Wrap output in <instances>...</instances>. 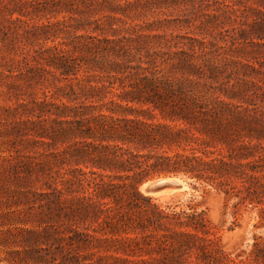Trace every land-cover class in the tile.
<instances>
[{"label":"rangeland","instance_id":"obj_1","mask_svg":"<svg viewBox=\"0 0 264 264\" xmlns=\"http://www.w3.org/2000/svg\"><path fill=\"white\" fill-rule=\"evenodd\" d=\"M55 51L74 69L68 67L67 73L59 63L48 61ZM261 63L264 0H59L57 6L53 0H0V238L7 229L23 228L22 222H30L39 204L54 196L44 179L29 175L28 167L37 169L53 160L56 152L72 142H52L27 133L30 125L17 126L18 116L13 118L9 109L45 96L69 104L70 99H56L62 92L55 86L67 91L73 85L82 96L78 90L82 78L91 86L108 87L104 102L116 99L110 88L120 93L122 83L147 84L149 79L157 84H182L203 96L204 102L216 105L212 148L216 154H226L234 131L246 126L236 116L224 114L222 102L234 109H253L248 121L263 124L260 109L249 104L264 105V91L255 86H264V69L252 73L247 68L259 69ZM255 94L259 99H254ZM82 101L71 100V104ZM156 114L157 121L169 122ZM27 118L31 116L23 114L22 119ZM46 125L50 128L51 122ZM12 128L19 130L18 135ZM157 178L179 179L185 188L165 200L143 194L141 184ZM220 182L235 187L230 200L217 182L208 185L183 175L142 180L137 191L151 198L159 210L171 206L176 211H204L216 231L219 249L230 259L239 256L237 262L246 261L251 252L264 250L260 214L264 205L237 206L235 196L246 194L239 182L227 177ZM3 256L0 250V259Z\"/></svg>","mask_w":264,"mask_h":264},{"label":"trees","instance_id":"obj_2","mask_svg":"<svg viewBox=\"0 0 264 264\" xmlns=\"http://www.w3.org/2000/svg\"><path fill=\"white\" fill-rule=\"evenodd\" d=\"M58 2L53 0L55 6ZM60 55L55 51L47 60L59 63L67 73L74 69ZM247 68L260 73L264 64L259 69ZM83 79V85H78L82 96L73 85L67 91L55 86L62 92L56 99H70L69 104L45 96L41 101L18 104L21 112L12 108L7 112L13 118L18 116L17 126L30 125L27 133L52 142H72L56 152L53 160L37 169L28 167L29 175L44 179L54 196L39 204L30 222H22L23 228L7 229L0 238L4 253L0 262L264 264V250L251 252L246 261L238 262L239 256L230 259L223 253L204 211H176L171 206L167 211L159 210L151 198L137 191L142 180L183 175L208 185L217 182L219 191L230 200L235 187L220 182L227 177L236 179L246 193L235 196L237 206L264 205V105L249 104L261 111L259 122L263 124L259 126L248 121L253 109H234L222 102L223 113L236 116L246 127L234 131L226 154H216L212 148L216 105L204 102L193 88L147 79V84L122 83L120 93L111 87L116 99L104 102L110 93L106 92L108 87L96 84L95 88ZM255 86L264 91V86ZM147 94L150 96L144 98ZM255 98L259 96L255 94ZM71 100L83 101L72 105ZM157 112L169 122L157 121ZM23 114L31 118L23 120ZM41 116H45L44 121ZM12 130L18 135V129ZM260 214L264 219V208ZM27 223L32 226L26 227Z\"/></svg>","mask_w":264,"mask_h":264},{"label":"water","instance_id":"obj_3","mask_svg":"<svg viewBox=\"0 0 264 264\" xmlns=\"http://www.w3.org/2000/svg\"><path fill=\"white\" fill-rule=\"evenodd\" d=\"M173 180H177V179H172V178L151 179V180H147V181L143 182L141 184V187L145 193L152 194V193L158 192L159 190H161L167 186H173V184L175 182ZM175 187H177V186H175Z\"/></svg>","mask_w":264,"mask_h":264},{"label":"bare ground","instance_id":"obj_4","mask_svg":"<svg viewBox=\"0 0 264 264\" xmlns=\"http://www.w3.org/2000/svg\"><path fill=\"white\" fill-rule=\"evenodd\" d=\"M173 181H175L173 186H167V187L159 190L156 193H152V194L145 193L143 191L142 187H141V192L145 195L150 196V197H155L159 200H165L171 196L177 195L180 192L179 190H181L182 188H185V184H183V182H181L180 180L177 179V180H173ZM175 186H177V187H175Z\"/></svg>","mask_w":264,"mask_h":264}]
</instances>
